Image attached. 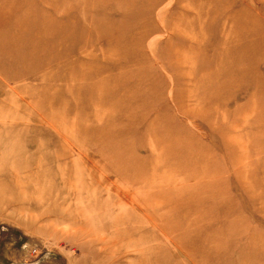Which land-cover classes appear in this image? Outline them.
<instances>
[{
  "label": "rangeland",
  "instance_id": "1",
  "mask_svg": "<svg viewBox=\"0 0 264 264\" xmlns=\"http://www.w3.org/2000/svg\"><path fill=\"white\" fill-rule=\"evenodd\" d=\"M0 264H264V0H0Z\"/></svg>",
  "mask_w": 264,
  "mask_h": 264
}]
</instances>
